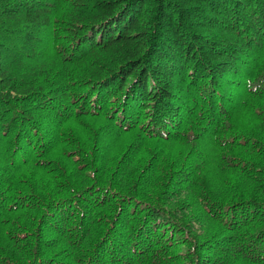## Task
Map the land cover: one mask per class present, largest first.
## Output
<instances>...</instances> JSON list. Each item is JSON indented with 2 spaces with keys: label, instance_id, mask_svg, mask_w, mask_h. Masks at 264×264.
Returning <instances> with one entry per match:
<instances>
[{
  "label": "trees",
  "instance_id": "16d2710c",
  "mask_svg": "<svg viewBox=\"0 0 264 264\" xmlns=\"http://www.w3.org/2000/svg\"><path fill=\"white\" fill-rule=\"evenodd\" d=\"M0 264H264V0H0Z\"/></svg>",
  "mask_w": 264,
  "mask_h": 264
},
{
  "label": "bare ground",
  "instance_id": "6f19581e",
  "mask_svg": "<svg viewBox=\"0 0 264 264\" xmlns=\"http://www.w3.org/2000/svg\"><path fill=\"white\" fill-rule=\"evenodd\" d=\"M134 122V121H133ZM126 126V125H125ZM128 130V129H127Z\"/></svg>",
  "mask_w": 264,
  "mask_h": 264
}]
</instances>
